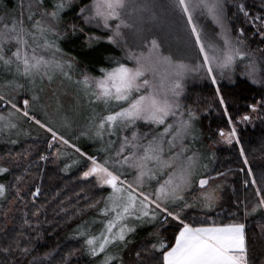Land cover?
Segmentation results:
<instances>
[{"label":"snow or ice","instance_id":"1","mask_svg":"<svg viewBox=\"0 0 264 264\" xmlns=\"http://www.w3.org/2000/svg\"><path fill=\"white\" fill-rule=\"evenodd\" d=\"M75 3L76 0H54L48 9L45 0H28L26 4L21 0L16 10H5L0 15V77H12L2 85L9 90L8 94L0 93V103L8 106L7 114H0V134L16 129L17 121L26 118L50 134L49 149L57 144L65 150L74 149L78 157L73 163L84 164V180L92 178L96 186L110 190L106 197L88 204V208L96 209L97 215L104 218L100 221L103 228L99 234L92 233L85 226L87 222L75 230L84 238L90 256L103 254L101 264H125L124 254L140 229H151L149 236L153 239L135 251L136 264H258L254 253L259 247L264 256V223L258 225L257 235L248 232L247 221L257 213L264 214V170L258 180L249 165L238 128L252 123L253 114L264 113V96L248 105V110L239 114L238 119L234 118L221 80L227 75L230 82L236 83L230 73L242 64L250 82L264 86V55H256L264 54V48L250 49L246 30L228 26L224 0H172L170 5L161 6L177 11L186 22L191 50L195 52V57L188 61L176 59L170 52L166 54L160 40L145 34V25L160 19L157 5L151 0H89L80 4L76 13L85 24L95 22L96 27L109 33L108 43L118 46L126 32L131 31L143 50L126 53V58L134 61L132 66L109 58L115 66L101 68L100 76L82 72V78L73 80L76 61L68 57L60 41L69 28L72 35L84 32L74 23L65 25L61 31L63 14L72 10ZM236 8L256 29L253 36L264 43V14L250 16L244 3H238ZM197 13L207 15L219 29L213 37L206 38L204 30L198 27L194 19ZM100 39L88 37L89 41ZM201 72L214 86L216 100L227 117L228 129H218L217 143L229 147L241 145L239 155L244 167L239 171L246 177L243 188H251L255 198L253 202L247 195L243 199L236 196L226 216L216 209L228 173L210 174L209 165L203 161L214 158V153L209 157L200 149H194L197 116L181 103L185 81ZM58 77L74 83L77 94H83L89 105H103V113L92 108L88 123L76 136V139L99 140L101 146L97 152H102V157L83 152L57 129V119L65 129L72 128V120L63 112L55 90L53 116L43 122L32 114L39 105L45 116L49 115L48 106L40 104V93L45 91V80L50 85ZM21 90L31 94L30 99L27 96L23 99L22 108L15 98ZM113 105L116 110H112ZM141 122L154 126V134L150 137L148 132L141 134L138 127ZM127 129H133L131 135L121 136ZM106 135L117 136L119 143L111 139L105 141ZM189 137L192 143L186 142ZM66 154L56 148L57 159ZM40 160L47 161L48 156L41 155ZM70 167L72 165L66 164L64 170ZM8 172V167L0 166V174ZM22 179L16 177L18 183ZM232 190L235 194L236 189ZM5 191V185L0 184V197ZM40 191L36 187L31 195L37 197ZM189 209H198L203 218L192 216ZM39 214L38 208L32 212L33 216ZM27 217L28 213H24L23 225L33 231L39 228V222L34 228ZM161 229L171 231V239L165 237ZM32 241L33 237L24 232L22 226L6 244H0V254L5 257L18 254L28 264L50 261L54 253L43 257L34 255ZM72 255L69 252L67 257H62L60 264H69Z\"/></svg>","mask_w":264,"mask_h":264},{"label":"trees","instance_id":"2","mask_svg":"<svg viewBox=\"0 0 264 264\" xmlns=\"http://www.w3.org/2000/svg\"><path fill=\"white\" fill-rule=\"evenodd\" d=\"M52 1L45 0V6L48 9H51ZM88 2L89 0H76L73 9L63 14L64 25L62 28L76 22L79 5ZM225 2L228 9V26L235 30L240 28L246 30L250 49L264 48V43H261L258 37L253 36L256 29L251 26L249 20L244 18L243 14L238 13L236 8L238 3H244L250 16L262 15L264 14V0H225ZM16 6L17 0H0V15H3L5 10H16ZM76 25L78 28L82 27L84 32L72 35L71 30H68V34L60 41V45L68 57L75 58L74 74L77 75V78L82 72H87L90 76H100L101 68L110 69L115 66L109 58L120 59L128 64L119 47L108 42L94 44L86 42V35H101L99 31L87 27L81 22ZM233 34L235 35V31ZM258 55L264 54L258 53ZM11 78V76L5 75L4 80L1 81L2 84ZM235 81L236 83L230 85L226 83L221 85L229 111L234 118L238 119L239 114L248 110V105L264 96V86L254 85L240 76H237ZM205 84L204 86H201L202 84H187L184 95L181 97V103L185 109H191L197 116L195 121L197 135L204 145L205 154L212 157L214 153V158L206 159L209 163L210 174L228 173L226 187L221 194L220 205L216 209L222 213V216H226L227 210L232 208V201L236 196L243 199L247 195L248 199L253 202L255 198L251 188L248 190L243 188V180L246 177L244 172L239 171L244 167L243 160L239 155L241 145L234 144L232 147L222 145L215 149L209 146L216 140L218 129L227 130L228 125L223 108L216 100L214 86L207 82ZM5 90L1 93H5ZM26 96L30 99L31 94L22 90L19 94L20 100L17 101L18 106L21 107ZM78 97L82 98V95L79 94ZM35 110L32 113L41 115L37 112L36 107ZM253 117L252 123L240 125L238 132L249 165L254 169L259 180L260 173L264 170V113L259 116L253 114ZM25 122L29 121L25 119ZM30 126L37 136L20 138L15 144H0V161L4 164L2 166L9 168L8 173L0 174V184H4L6 187L4 197L0 200V244H6L23 226V231L33 237L34 255L43 257L47 253H54L52 259L45 261L44 264H60L62 257H67L69 252L73 253L69 257V264H96V259L87 256L81 236L75 235L73 232L78 226L84 225L96 212V209L88 208L89 202L105 197L108 189L96 186L92 178L89 180L82 178L83 163L74 164V159L68 160L64 156L57 159L56 148L62 150L63 148L56 145L53 149H49L50 134L34 123H30ZM81 150L89 155H95L90 147H83ZM41 155H47L48 160H40ZM81 160L83 161V158ZM66 164L72 165L67 171L64 170ZM18 176L23 177L19 183L16 180ZM221 179L224 178L221 177ZM228 184H231L232 187H228ZM36 187H39L41 191L39 196L34 197L31 193L35 191ZM233 188L236 189L235 194H233ZM17 190L20 192L19 197ZM37 208L40 209V214L33 216L32 212ZM187 211L198 219L203 218V213H200L198 209ZM24 213H28L27 218L32 221L34 228L39 222V228L33 231L23 225ZM211 215L214 217L215 213ZM261 223H264V214L257 213L251 216L247 221L248 232L258 235L260 232L258 225ZM168 227L170 228V226ZM150 231L151 229H140L134 234L133 243L128 246V250L124 254L125 264H136L135 251L153 239L149 236ZM161 231L165 237L171 239V231L165 229H161ZM37 236L39 239H35ZM254 257L258 264L260 261H264L259 247H257ZM28 259L30 260L31 257ZM0 264H28V261L18 254L10 257L0 254Z\"/></svg>","mask_w":264,"mask_h":264},{"label":"rangeland","instance_id":"3","mask_svg":"<svg viewBox=\"0 0 264 264\" xmlns=\"http://www.w3.org/2000/svg\"><path fill=\"white\" fill-rule=\"evenodd\" d=\"M21 2V0H17V5ZM23 2L26 4L28 0H23ZM54 0L52 1V3ZM152 3L157 5L156 12L159 15L160 19L154 23H147L145 25L146 32L145 34L149 37H154L160 40L163 44V48L165 49L166 54L171 53L173 54L174 58L176 59H183L185 61H188L190 59H193L195 57V52L191 50V40L189 38V29L186 26L185 20L179 15L177 11H174L171 8L167 7H161V6H167L172 3V0H151ZM224 3L225 0H224ZM17 9V6H16ZM195 22L197 23L198 27L202 28L204 30L205 37H213L216 32L219 31V29L216 28V26L213 24L211 19L204 14L197 13L194 17ZM78 22H81L87 27H90L92 29H95L101 33V35H86L85 40L88 44H94L96 42H108V35L109 33L107 30L103 29L102 27H96L95 22L92 24H85L81 17L77 15L76 22H73L74 24H77ZM227 23V21H226ZM228 24V23H227ZM63 27V26H62ZM61 27V31H63V28ZM68 30H71L70 28ZM101 37L100 40H92L89 41L88 37ZM126 42V43H125ZM116 47H119L123 53V57L125 60L128 61V65L132 66L134 61L129 60L126 58V53L131 52H139L142 49V45L140 41L136 38V36L131 32L127 31L125 36L120 40L119 46L117 44H113ZM256 55L259 57L258 53ZM264 66V64H262ZM75 70L73 71V80L77 78V75L74 74ZM232 75V79L235 80L237 76H240L241 78H245L249 80L246 76L245 69L242 64L238 65L234 73H230ZM5 78V76L0 77V93L5 90V88L2 87V82ZM79 78H82L81 75ZM250 81V80H249ZM205 82L210 83L204 76V73L201 72L198 76H189V78L185 81V87L187 84L191 85H198L202 84L201 86L206 85ZM233 84L229 81L227 78V75L223 80H221V84ZM45 84V91L43 93H40L41 101L40 104L47 105V111L49 113L48 116H45L44 110L37 105V112L41 113V115L34 114L37 119H40L43 122H47L49 120V117L53 116V113L55 111V104H54V98L52 97V93L55 90L59 94L60 101L63 105V112L66 113L72 120V128L71 129H65L60 126V121L57 119L56 121V127L61 132L64 133L67 138L71 140L72 143L76 144L78 147H90V149L95 153L97 156H103L102 152H97V149L101 146V142L99 140H89L86 137H81L80 139H76V136L79 134L81 129L85 127V125L88 123V117L92 114V108L95 107L96 111L98 113H103L104 108L103 105H89L88 100L86 97L82 95V98L78 97V94L76 93V85L72 82L63 80L62 77H58L52 84H48V81H44ZM259 85V84H254ZM185 90V89H184ZM9 90L6 89L4 94H8ZM22 92V90H21ZM16 102L19 99V95L15 96ZM31 98V97H30ZM77 99H79V106H77ZM82 99V100H81ZM23 107V103H21V108ZM8 106L3 105L0 103V114H7ZM112 110H116V106L113 105ZM36 111V110H35ZM24 117H21L20 120L17 121L18 127L16 129H13L11 131H5V133L0 134V144L1 143H11L12 140H19L20 138L30 137V136H37L34 129L30 126L31 121L25 122ZM29 123V124H28ZM195 124V121H194ZM36 125V124H35ZM30 126V127H29ZM38 126V125H36ZM139 131L141 134L144 132L149 133V137L154 134V126L144 125L142 122L138 124ZM196 129V135L197 128ZM162 130V128H161ZM133 129H127L124 132L120 133V135H131V132ZM116 140L117 144L119 143L118 137L113 136H105L104 140ZM219 140V136H217L214 143H210V147L212 149H215L216 147L222 146L223 144L217 143ZM187 143H192L191 137H189ZM59 147H62L61 145L57 144ZM194 149L198 148L202 153L204 152V145L200 141L198 135L197 139L193 145ZM62 151H66V155H64L65 159L72 160L76 159L78 157V154L75 153L74 149H63ZM77 155V156H75ZM76 157V158H74ZM82 159V158H80ZM204 163L208 164V161L205 159L203 161ZM4 165L0 161V166ZM110 190H108L109 192ZM108 193L106 194V196ZM105 196V197H106ZM4 197V196H3ZM0 197V200L3 198ZM104 218L97 215V212L94 213V215L87 221V225H85L92 233L99 234V232L102 230L103 225L100 221H102ZM95 221V223L93 222ZM75 235H79L76 231L73 232ZM83 240L84 238L81 237ZM86 247V245H85ZM85 252L87 256L91 259H96V264H101L102 255L98 257H92L90 256L86 249ZM99 258V259H97Z\"/></svg>","mask_w":264,"mask_h":264}]
</instances>
